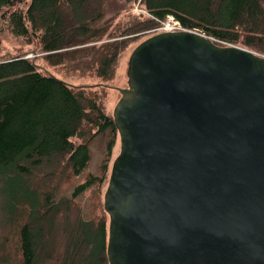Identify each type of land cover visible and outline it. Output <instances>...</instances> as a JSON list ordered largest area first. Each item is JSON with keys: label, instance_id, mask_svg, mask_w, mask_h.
I'll return each mask as SVG.
<instances>
[{"label": "water", "instance_id": "1", "mask_svg": "<svg viewBox=\"0 0 264 264\" xmlns=\"http://www.w3.org/2000/svg\"><path fill=\"white\" fill-rule=\"evenodd\" d=\"M127 76L109 264H264V54L164 30L136 45Z\"/></svg>", "mask_w": 264, "mask_h": 264}, {"label": "trees", "instance_id": "2", "mask_svg": "<svg viewBox=\"0 0 264 264\" xmlns=\"http://www.w3.org/2000/svg\"><path fill=\"white\" fill-rule=\"evenodd\" d=\"M137 1L146 14L120 19L123 3ZM169 17L264 54V0H0V25L36 46L35 55L0 54V264H109V215L86 218L79 200L108 184L119 132L106 103L119 55ZM49 65L95 81L74 84ZM107 130L102 174L58 196L89 164L90 141Z\"/></svg>", "mask_w": 264, "mask_h": 264}, {"label": "rangeland", "instance_id": "3", "mask_svg": "<svg viewBox=\"0 0 264 264\" xmlns=\"http://www.w3.org/2000/svg\"><path fill=\"white\" fill-rule=\"evenodd\" d=\"M123 10L122 14L120 15V19H125L129 13L143 15L146 14L145 10L143 9L142 5L137 1L134 3H123ZM112 12V10H109ZM1 24V21H0ZM162 24V23H161ZM161 24L156 27V33L162 31L160 29ZM150 35H140L135 41H133L126 49H124L118 58L117 63V70H116V77L112 82H109V95L106 103V111L113 116L114 109L116 104L121 98V93L119 92L118 88L127 86L128 83V76H127V67L128 61L130 59L131 53L133 49L139 44L144 38ZM35 44H26L12 34H10L9 30L5 29L0 25V54L4 55L10 52H15L19 50H24L27 52L28 55H35ZM260 53V52H259ZM262 54V53H261ZM38 61L43 65H48L44 62V60L39 56L38 52ZM49 70L57 73L60 77H63L69 82L74 84H81V83H94L95 79L90 76L85 75H73L70 73H66L63 71H58L57 68L49 65ZM112 138V133L107 130L104 133H99L96 137H94L90 143L89 148L91 151V158L89 164L84 169V171L79 176H73L70 180H67L62 183L60 190L58 191V196H70L73 189L77 184L80 182H84L90 174H94L100 176L102 174V165L104 158L107 155V144L109 140ZM120 150V139L117 136L115 141V145L113 147L112 156L108 163V172L110 173L112 162L115 157L118 155ZM98 184L89 187L85 190V192L81 195L79 200V206L82 211V215L86 218H94L101 213L103 208L104 202V193L106 187L103 186L102 193L98 189ZM11 239L15 238L13 234ZM13 248V245L11 249Z\"/></svg>", "mask_w": 264, "mask_h": 264}, {"label": "built area", "instance_id": "4", "mask_svg": "<svg viewBox=\"0 0 264 264\" xmlns=\"http://www.w3.org/2000/svg\"><path fill=\"white\" fill-rule=\"evenodd\" d=\"M162 30H178L184 29L181 23L178 20H174L173 17H170L167 21L163 22L160 26Z\"/></svg>", "mask_w": 264, "mask_h": 264}]
</instances>
